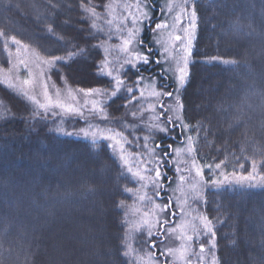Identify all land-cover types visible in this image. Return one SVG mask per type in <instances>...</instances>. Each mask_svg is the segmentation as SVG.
<instances>
[{
	"label": "trees",
	"instance_id": "trees-1",
	"mask_svg": "<svg viewBox=\"0 0 264 264\" xmlns=\"http://www.w3.org/2000/svg\"><path fill=\"white\" fill-rule=\"evenodd\" d=\"M109 1L0 0V33H6L0 35V70H8L16 52L26 48L46 60L63 58L49 73L59 89H110L97 68L104 34L83 10L98 6L102 16ZM147 2L154 15L142 46L153 60L127 70L123 78L126 87L139 75L157 78L159 89L172 92L174 83L149 45L161 0ZM194 6L197 36L182 103L196 158L204 167L223 161L220 168L231 175L249 174L255 162V179L262 182L264 0H197ZM131 96L123 89L104 106L108 119L102 125L123 134L126 150L135 154L142 150L144 131H131L124 122ZM84 126L79 119L44 117L21 92L0 81V264H130L123 256L121 205L132 201L137 186L106 142L93 145L67 135ZM171 131L175 137L154 138L165 153V187L173 179L172 149L182 142V129ZM202 212L213 220L220 264H264V187L207 190Z\"/></svg>",
	"mask_w": 264,
	"mask_h": 264
},
{
	"label": "rangeland",
	"instance_id": "rangeland-1",
	"mask_svg": "<svg viewBox=\"0 0 264 264\" xmlns=\"http://www.w3.org/2000/svg\"><path fill=\"white\" fill-rule=\"evenodd\" d=\"M137 4L141 6L140 11L136 9ZM144 4H147L148 8L151 9L148 15L152 19L154 12L147 0H110L105 13L102 16L99 14V19L88 13L92 25L95 24V27L99 28L104 34V40L100 43L103 53L100 65L107 60L108 71L120 68L126 60H132V63L137 65L135 68H129L125 65L120 72L113 71V76H120L125 81L123 89H125L127 96L132 94L127 93V81L123 78L124 73L127 70L135 71L139 66L146 65L153 60L149 48L145 49L142 46L143 36L149 21L136 25L132 23L133 18H140L141 11H147L143 7ZM193 7V0H188L187 5H184V0H161V16L157 23L164 24L166 27L156 29L154 26L150 32L149 45L156 52V61L160 65L163 74L174 83L173 95L172 97L160 96L159 98L151 95L154 91L169 92L167 89L161 90L158 88L157 78L139 75L135 82L131 83V86L137 89L133 96L139 98L140 92H144L143 98H139L131 104L128 102L126 112L128 118H125L124 121L126 127L131 131L138 129L144 131L142 150L135 154L126 150V141L123 134L117 131L120 135L115 136L116 131L102 125L105 119H108L103 107L113 99L111 92L114 90V81H110L111 88L108 89L109 95L107 96L91 94L85 96L83 92L68 86L59 89L52 83L49 76L53 66L42 63L46 59L26 48L16 52L8 70H0L1 83L21 92L28 101L38 108L44 117L51 116L53 118L83 121L85 126L77 131L70 132L71 135L88 141L95 139L96 142H106L121 166L123 173L134 181L137 188L132 192V201L121 206L126 223L125 245L131 246L130 254L127 256L130 264H211L210 245L207 243L210 235H201L197 238L196 233L192 230L193 226L200 228V221L196 217L204 215L202 207L204 206L206 191L231 186L250 187L249 185L260 183L259 180L255 179L256 169L252 179L241 180L242 176L247 177L249 174L231 175L225 174L221 168L217 169L216 166L204 167L197 160L195 151L193 153L196 160L195 167L191 163L193 157L183 152L178 157L175 149L186 148L189 136L193 140L192 146L195 149L193 135L188 129L181 128L182 142L174 146L169 159L173 179L166 187L164 178L159 184L153 186L155 180L154 170L157 167H159L163 176H166L162 168L165 163V153L156 147L155 135H172L175 137L174 132L171 131V124L167 123L168 118L173 116V113L166 111V109L175 104L178 96L182 97L184 88L181 89L179 94L176 93L175 77L177 68L182 66V58L185 55L183 49L188 43L185 30L190 29V13ZM184 13H188V15L186 16ZM109 20L112 21L111 24L108 23ZM133 28L139 29L132 37L133 43L128 45L129 50L127 52L122 51L124 41L129 39V29ZM176 36H180L182 40H176ZM196 36L197 28L195 39ZM195 39L192 42V52ZM137 55L146 56L148 63L134 59ZM191 56L189 57V69L192 61ZM138 79L141 80L139 84H137ZM26 80L28 81L27 84L24 83ZM45 86H47L49 98L54 103H59L61 107H53L48 111L39 108L40 103H48V100L44 97ZM57 93L59 94L57 95ZM161 104L164 105L163 109L160 107ZM134 106H137V109L131 111ZM70 109L73 111H69ZM133 113H135V116ZM176 115L180 117V121L186 123L183 117V108ZM155 124H159L160 127H165L167 130L159 132L152 127ZM82 129L83 131H81ZM85 132L88 133L87 136ZM110 135L113 136L112 139L103 138ZM133 135L135 137V134ZM154 153L155 155H153ZM157 160H159V164L156 163ZM145 161L148 162V170L145 169ZM197 169L201 171L200 176L196 175ZM252 172L253 170L250 173ZM140 176H144L145 179L140 180ZM181 176L184 177L183 180L180 179ZM212 181L221 182V186L219 188L215 187L211 183ZM157 190L160 192L159 196L156 195ZM165 195L168 200L164 199ZM142 196L147 197V199H140ZM169 204L170 207L164 213H160L159 208L156 207V205ZM173 213L175 214L174 218ZM165 219L169 221L167 227L175 229L174 233L170 234L166 229L160 230L158 222ZM149 224L154 225L152 231L159 239H149ZM186 236H193L194 240L186 242L182 238ZM138 237H141V239H137ZM153 243L156 244L154 248L151 247ZM201 243L205 245L203 254L199 252ZM169 249L172 250L171 253ZM125 250L129 251V248L125 247ZM201 255H203L202 262L200 260Z\"/></svg>",
	"mask_w": 264,
	"mask_h": 264
},
{
	"label": "snow or ice",
	"instance_id": "snow-or-ice-1",
	"mask_svg": "<svg viewBox=\"0 0 264 264\" xmlns=\"http://www.w3.org/2000/svg\"><path fill=\"white\" fill-rule=\"evenodd\" d=\"M152 2L154 3L155 0H152ZM188 0H184V5H187ZM193 3L195 4V0H193ZM97 7L98 6H92L90 4L88 5H84L83 10L87 13H89V15L96 17L97 19H99V14L97 12ZM140 4L136 5V9L137 11H140ZM143 7L145 9H147V11H141L140 12V18H133L132 19V23L133 25L136 24H143L145 21H149L151 20V18L148 15V12L151 11L150 8H148L147 4H144ZM59 14V13H58ZM186 16L188 15V13H184ZM197 17H198V11L196 9V7L194 6L191 13H190V29H186L185 31L187 32V40L188 43L185 45L183 51L185 53L184 57L182 58V66H178L177 68V74L175 77V84L177 85L175 91L177 94L180 93L181 89L186 87V82L189 80L190 78V72H189V57L192 55V42L195 39V31L197 28ZM109 24L112 23L111 20L108 21ZM93 27H95V24H93ZM166 27V25L164 24H160V23H156L155 28L156 29H161ZM138 28H133V29H129V39L124 41V47L121 49L122 51L127 52L128 49V45L133 43V39L132 37H134L136 31H138ZM50 32L54 31V29H50ZM0 35H5L6 33H0ZM176 40H182V38L180 36H176L175 37ZM12 43L19 45L20 41L19 40H13ZM5 48H7V41L5 42ZM81 55H83V50L80 53ZM134 59H138L140 62L143 63H148V59L146 56H139L137 55V57H134ZM64 60L62 57H54L52 60H44L42 61V63L47 64L49 66H53L57 63H63ZM225 63L228 64H234V61H225ZM125 65L129 68H135L137 67L136 64L132 63V60H126L124 62L123 65L120 66V68H114L112 71H108V61L105 60L103 61V63L101 65H97V68L99 69V75L106 80L109 81H114V90L111 92V96L115 99L118 96V93L121 92L124 88L125 85V81L123 79L120 78V76H113V71L116 72H120L121 68H124ZM25 84L28 83V81L26 80L24 82ZM141 83V80L138 79L137 80V84ZM127 93L132 94L135 91H137L136 88H134L133 86H128L127 87ZM79 91L83 92L85 96L88 95H103V96H107L109 95V91L107 89H103V88H90L88 90H84V89H80ZM59 93H57L58 95ZM154 97L159 98L160 96H168V97H172L173 93L172 92H152L151 94ZM44 97L46 100H48V103H40L38 106L41 109H44L45 111L50 110L53 107H61V105L59 103H54L48 96V89L47 86L44 87ZM144 97V92H140V97L139 98H143ZM139 98H137L136 96H131V99L129 100V104L137 101ZM30 99H32V97H30ZM73 99H75V97H73ZM111 102V101H110ZM160 107L163 109L164 105L161 104ZM183 108V103H182V97L178 96L177 99L175 100V104L169 106L166 111L173 113V116H170L168 118L167 123L171 124L173 127H180L182 129H188L189 131H191V129L188 128V125L182 121H180V117L178 115H176V113H178L181 109ZM95 110V109H94ZM154 110V109H153ZM69 111H73V110H69ZM82 114V113H81ZM133 115L135 116V113H133ZM154 129L158 130L159 132H165L167 129L165 127H160L159 124H155L152 126ZM58 132H63V129H58ZM83 131V129L81 130ZM110 131V130H109ZM67 135H71V133H67ZM85 135L87 136L88 133L85 132ZM120 133H115V136H119ZM105 139H112L113 136H108V137H103ZM93 145L96 144V140L93 139L92 141ZM193 140L192 138L189 136L188 137V141H187V147L186 148H177L175 149L176 151V155L179 157L180 154L186 153L188 156L193 157L191 163L192 166L195 167L196 164V160L195 157L193 156V153L195 151V149L193 148ZM157 148H159L160 146L157 145ZM155 155V153L153 154ZM239 162V161H237ZM247 162V161H246ZM157 164H159V160L156 161ZM223 161H221L220 163L216 164V168L219 169L222 165H223ZM241 167H243V165H241ZM252 168H253V172L249 173V175L247 177H241V180L244 179H252L254 174H255V169H256V164L255 162L252 164ZM145 169L148 170V162L145 161ZM155 180H154V184L153 186H156L157 184H159V182L164 178L163 173H161V171L159 170V167H157L155 170ZM135 175V174H133ZM196 175L200 176L201 175V171L199 169L196 170ZM140 180H144L145 177L144 176H140L139 177ZM181 180L184 179L183 176L180 177ZM215 187L219 188L221 186V182L218 181H212L211 182ZM162 186V185H161ZM250 187H264V181L255 184V185H249ZM126 191H131V190H126ZM156 195L159 196L160 192L159 190H157ZM197 196L199 197V193L197 192ZM140 199H147V197H140ZM123 206V205H121ZM157 208H159L160 213H164L167 211L168 207H170L169 205H164V206H160V205H156ZM175 217V214L173 213V218ZM196 219H198L200 221V228H197L195 226H193L192 230L196 233V237L198 238L201 235H210V239L207 241L208 245H210L209 251L211 252V256H212V260H211V264H220L218 258H217V252L215 251L217 248V233L214 231V225H213V220L210 219L207 215H202V216H197ZM146 224H148L147 221H145ZM159 223V228L161 231L163 230H167L170 234L175 232V229L167 227V225L169 224V221L165 220H161L158 222ZM154 227V225H150L149 224V231H148V237L150 240L153 239H159V237L152 231V228ZM202 229V231H201ZM186 242H191L194 240L193 236H186V237H182ZM198 242V239H197ZM125 247L129 248V251H124L123 252V256L127 257L130 254L131 251V246L129 245H124ZM151 247H156V244L153 243L151 245ZM117 251H119V247L117 249ZM169 252L171 253L172 250L169 249ZM199 252L200 254H203L205 252V245L203 243L200 244V248H199ZM200 260L201 262L203 261V255L200 256Z\"/></svg>",
	"mask_w": 264,
	"mask_h": 264
}]
</instances>
